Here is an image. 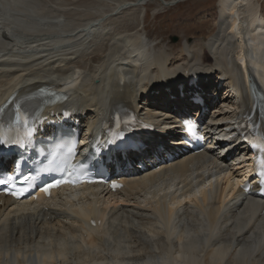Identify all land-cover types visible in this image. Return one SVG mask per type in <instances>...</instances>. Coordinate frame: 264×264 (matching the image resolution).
Returning a JSON list of instances; mask_svg holds the SVG:
<instances>
[{
  "label": "bare ground",
  "instance_id": "obj_1",
  "mask_svg": "<svg viewBox=\"0 0 264 264\" xmlns=\"http://www.w3.org/2000/svg\"><path fill=\"white\" fill-rule=\"evenodd\" d=\"M16 1L31 2V11L21 9L24 5L13 10L42 28L38 34L12 32L0 18V98L5 101L42 89H57L63 80L70 79L69 96L90 120H96L121 102L135 106L149 102L154 96L142 99L144 103L139 100L153 90L161 91L166 102L169 99L162 93L166 86L197 72L204 78L215 73L226 79L224 89L217 91L220 105L211 115L214 137H229L225 123L236 116V110L252 107L251 88L243 81L239 62L247 57L249 48L264 54V4L259 0H220L218 9L206 11L207 20L201 18L197 20L200 24L183 28L194 32V40L171 49L165 37L157 44L149 37L146 11L178 5V0ZM210 25L208 32L204 26ZM248 63L251 75L256 71L264 83V59L250 57ZM241 99L244 105L237 107ZM236 141L215 144L212 155L216 160L205 166L199 156L188 157L163 168L161 175L135 174L119 203L111 195L94 192L83 194L79 200L47 205V210L23 204L24 208L17 206L13 211L9 208L14 203L5 199L0 205V264L9 260L24 264L41 249L51 256L44 264H66L68 255L85 264L96 260L115 264L120 256L127 263L141 264L160 249L164 238L171 239L168 250L188 240L191 233H197L194 225L204 217L210 222L214 242L200 249V264H264V236L260 247L250 248L249 258L237 260L245 240L242 233L259 218L264 219V202L252 197L246 200L237 190L242 182L234 179L242 165L234 161L245 154V146H237ZM233 165L237 173L233 178L221 177L222 191L208 201L206 189L212 188L207 182L209 175ZM96 205L102 210L94 209ZM191 214L194 218L190 222ZM88 219L100 225L91 228ZM241 222H245L243 229L239 228ZM75 224L80 229H74ZM65 231L71 235L60 236ZM227 238L233 240L229 251L215 247ZM66 243L75 247L64 256L60 247ZM83 245L98 252H80Z\"/></svg>",
  "mask_w": 264,
  "mask_h": 264
},
{
  "label": "rangeland",
  "instance_id": "obj_2",
  "mask_svg": "<svg viewBox=\"0 0 264 264\" xmlns=\"http://www.w3.org/2000/svg\"><path fill=\"white\" fill-rule=\"evenodd\" d=\"M178 1H181L178 5L163 7L158 10H153L152 7H150L146 11V29H148V35L151 40H153L154 43L156 42L155 44L159 41L158 39L163 37L166 38L165 43L170 49L179 45V43H185V40H187V42H192L195 38L192 34L194 32H189L183 28L193 26L194 24H200L198 21L201 18V20H207L209 17V12H206L208 8L216 7V9H218L220 6V0ZM259 2L264 4V0H259ZM193 16H196V20L191 21L190 18ZM204 27L208 32L212 28L211 25ZM174 39L175 41H173Z\"/></svg>",
  "mask_w": 264,
  "mask_h": 264
},
{
  "label": "snow or ice",
  "instance_id": "obj_3",
  "mask_svg": "<svg viewBox=\"0 0 264 264\" xmlns=\"http://www.w3.org/2000/svg\"><path fill=\"white\" fill-rule=\"evenodd\" d=\"M0 111H2V110H0ZM14 116H15V122H19L21 119H24L21 115H20V106L19 105H17L16 106V112L14 113ZM32 135V132L31 131H29L28 133H27V136H31ZM19 143H20V141H18V140H11V139H4L3 138V135L2 134H0V146H4V147H11L13 144H15V145H19ZM262 163H264V161H262ZM7 179H9V180H11V179H13L11 176H9V177H7ZM5 179H3V178H0V185H3V184H5ZM65 182H67V181H65ZM60 182L59 181H57L56 182V184H54V185H52V186H57L58 184H59ZM49 189L48 188H45L44 189V191H48ZM13 194H16V193H13Z\"/></svg>",
  "mask_w": 264,
  "mask_h": 264
},
{
  "label": "water",
  "instance_id": "obj_4",
  "mask_svg": "<svg viewBox=\"0 0 264 264\" xmlns=\"http://www.w3.org/2000/svg\"><path fill=\"white\" fill-rule=\"evenodd\" d=\"M173 41H175V39Z\"/></svg>",
  "mask_w": 264,
  "mask_h": 264
}]
</instances>
